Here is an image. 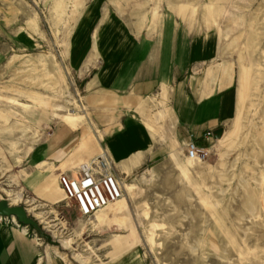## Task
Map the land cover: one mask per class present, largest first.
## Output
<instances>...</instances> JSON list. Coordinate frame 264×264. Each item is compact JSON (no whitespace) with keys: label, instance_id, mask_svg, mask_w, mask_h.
<instances>
[{"label":"rangeland","instance_id":"374dc122","mask_svg":"<svg viewBox=\"0 0 264 264\" xmlns=\"http://www.w3.org/2000/svg\"><path fill=\"white\" fill-rule=\"evenodd\" d=\"M110 17L127 30L147 21L162 28L169 17L180 35L207 34L215 62L235 71L238 108L221 140L209 142L208 160L196 162L156 124L168 92L149 98L152 134L169 138L167 147L123 176L119 202L87 218L62 188L46 184L38 196L23 179L31 153L65 121L81 119L93 155L97 137L72 57L78 29L94 22L80 47L87 52ZM2 199L24 207L37 226L15 218L17 226L68 253L69 264H264V0H0Z\"/></svg>","mask_w":264,"mask_h":264},{"label":"crops","instance_id":"0c3cea01","mask_svg":"<svg viewBox=\"0 0 264 264\" xmlns=\"http://www.w3.org/2000/svg\"><path fill=\"white\" fill-rule=\"evenodd\" d=\"M93 23L78 29L72 68L82 80L89 126L97 144L93 155L84 149L90 147L92 138L84 135L81 119L57 127L31 153L32 169L23 179L38 196L46 184L61 188L60 173L103 151L112 157L123 178L151 159L155 149L167 147L169 138L157 142L147 116L148 99L161 98L165 90V115L156 124L181 144L193 138L208 146L215 136L206 139L205 133L229 122L238 108L235 71L225 62H215L218 51L207 34L180 35L178 24L169 17L164 18L162 28L147 21L144 27L128 31L117 17H110L95 31L93 46L85 52L80 47ZM29 231L0 221V264H69L68 253L56 251Z\"/></svg>","mask_w":264,"mask_h":264},{"label":"built area","instance_id":"2783aa9c","mask_svg":"<svg viewBox=\"0 0 264 264\" xmlns=\"http://www.w3.org/2000/svg\"><path fill=\"white\" fill-rule=\"evenodd\" d=\"M213 136L214 132L210 130L205 133L204 138L210 139ZM185 149L187 157L196 162L207 161L211 154L209 146H201L193 138L185 143ZM59 183L65 199L77 208L81 216L87 218L95 217L119 201L125 192L124 178L117 172L115 163L107 151L60 173ZM0 221L17 224L13 216L0 215Z\"/></svg>","mask_w":264,"mask_h":264},{"label":"water","instance_id":"95a60500","mask_svg":"<svg viewBox=\"0 0 264 264\" xmlns=\"http://www.w3.org/2000/svg\"><path fill=\"white\" fill-rule=\"evenodd\" d=\"M224 128L219 127L214 131L215 139H220L223 136ZM0 215L7 217H15L20 223L27 226H37V222L29 217L27 210L22 206L10 204L7 199L0 200Z\"/></svg>","mask_w":264,"mask_h":264},{"label":"bare ground","instance_id":"6f19581e","mask_svg":"<svg viewBox=\"0 0 264 264\" xmlns=\"http://www.w3.org/2000/svg\"><path fill=\"white\" fill-rule=\"evenodd\" d=\"M70 115H71V114H70ZM71 116H72V115H71ZM67 119H68L69 121H71V120H72V121L75 120L74 118L72 119V117H68ZM221 138H222V137H221ZM221 138L218 139V140H221ZM189 159H190V158H189ZM191 160H192V159H191ZM192 161H193V160H192ZM122 198H123V197H122ZM122 198H121V199H122ZM121 199H120V200H121ZM120 200H119V201H120ZM119 201H117V202H119ZM117 202H116V203H117ZM116 203H114V204H116ZM114 204H111L110 206H112V205H114ZM110 206H108V207H110ZM108 207H107V208H108Z\"/></svg>","mask_w":264,"mask_h":264}]
</instances>
